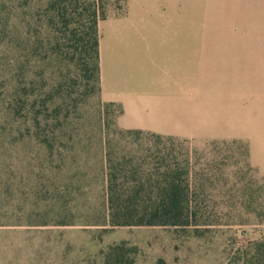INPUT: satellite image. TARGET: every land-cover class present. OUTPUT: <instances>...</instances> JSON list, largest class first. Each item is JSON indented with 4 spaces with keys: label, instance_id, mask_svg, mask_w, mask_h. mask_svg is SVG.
Wrapping results in <instances>:
<instances>
[{
    "label": "rangeland",
    "instance_id": "1",
    "mask_svg": "<svg viewBox=\"0 0 264 264\" xmlns=\"http://www.w3.org/2000/svg\"><path fill=\"white\" fill-rule=\"evenodd\" d=\"M49 1L54 0H0V20L44 19ZM79 1L104 3L114 13L125 2ZM0 55L5 63L16 51L7 54L0 45ZM56 87H63L64 96L56 99L61 112L52 105L50 119L35 130V192L27 204L19 197L25 205L20 221L0 227V264H105L110 248L122 244L136 248L129 255L134 264H247V255L264 241V176L251 162L248 141L175 138L159 147L155 140L128 134L118 126L117 108L105 115L101 95L91 94L79 61L65 52L50 56V90ZM108 155L114 164L133 159L128 167L157 156L189 158L192 181L208 199L214 224L111 226Z\"/></svg>",
    "mask_w": 264,
    "mask_h": 264
},
{
    "label": "crops",
    "instance_id": "2",
    "mask_svg": "<svg viewBox=\"0 0 264 264\" xmlns=\"http://www.w3.org/2000/svg\"><path fill=\"white\" fill-rule=\"evenodd\" d=\"M99 32L101 97L122 106L121 129L246 140L264 176V0H126Z\"/></svg>",
    "mask_w": 264,
    "mask_h": 264
},
{
    "label": "trees",
    "instance_id": "3",
    "mask_svg": "<svg viewBox=\"0 0 264 264\" xmlns=\"http://www.w3.org/2000/svg\"><path fill=\"white\" fill-rule=\"evenodd\" d=\"M44 10L45 18L37 21L0 20V45H5L7 54L16 51V55L5 57V63L0 62V227L16 225L25 206L17 202L19 197L27 204L34 195L35 130L44 119H50L51 106L64 96L63 87L50 90V56L65 52L73 62L79 61L89 91L101 95L99 23L110 14L106 5L54 0ZM123 12L124 6L119 14ZM111 108H117V118L124 112L119 104L105 103L107 117L113 114ZM54 109L61 112L57 104ZM126 133L155 140L157 146L176 140L142 131ZM147 160L128 167L133 159L114 164L108 155L111 226L197 229L214 224L207 215L208 199L197 193L192 181L189 158L180 161L165 155L153 162ZM133 252L136 248L124 244L113 246L105 264H134L135 258L129 256ZM247 256V264H264V241Z\"/></svg>",
    "mask_w": 264,
    "mask_h": 264
}]
</instances>
